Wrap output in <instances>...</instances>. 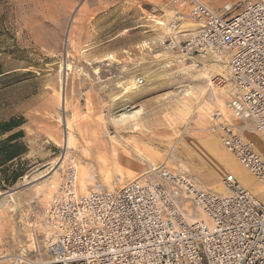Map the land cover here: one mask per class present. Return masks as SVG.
I'll list each match as a JSON object with an SVG mask.
<instances>
[{"label": "rangeland", "instance_id": "rangeland-1", "mask_svg": "<svg viewBox=\"0 0 264 264\" xmlns=\"http://www.w3.org/2000/svg\"><path fill=\"white\" fill-rule=\"evenodd\" d=\"M201 1L222 10L225 4L246 0ZM176 16L169 0H0V126L12 120L17 125L6 133L0 131V141L21 134L11 142L20 155L0 168V185H4L0 193H14L17 202L0 209V264H15L11 256L30 242L34 230L41 237L39 221L32 214L49 203V185L55 177L43 175L65 155L67 118L73 121L76 141L62 168L74 160L82 193L115 190L153 163L167 164L173 157L169 168L182 170L181 157L186 171L203 185L202 176L218 167L216 158L202 147L205 139H220L209 126L213 112L222 110L226 94L212 80L225 70L212 69L210 78H203L204 66L215 60L200 57V70H194L191 61H177L179 48L162 45L169 37L183 43L194 30L181 34L176 30L197 28L189 18L173 30L158 24V20L174 22ZM66 61L72 65L66 83L67 111L59 100ZM131 80L136 82L135 90H130ZM186 89L194 92L189 99ZM183 97L189 105L181 103ZM131 108L140 109L139 128L123 129L114 123V116ZM204 109L207 119L202 125ZM251 133L247 137L257 141L258 134ZM114 146L121 159L117 162ZM140 151L152 161L138 156ZM128 157L130 170L122 161ZM121 161L125 165L117 170L115 164ZM85 168L91 178L86 180L88 188L82 189ZM231 173H235L232 167L224 169L221 181ZM17 174L21 176L14 184L3 183ZM252 191L258 198L264 196L261 184Z\"/></svg>", "mask_w": 264, "mask_h": 264}, {"label": "built area", "instance_id": "built-area-1", "mask_svg": "<svg viewBox=\"0 0 264 264\" xmlns=\"http://www.w3.org/2000/svg\"><path fill=\"white\" fill-rule=\"evenodd\" d=\"M196 23L191 36L162 41L187 61L201 53L220 56L227 68L213 77L225 89L233 117L264 134V0L225 4L169 0ZM143 84L144 79L140 78ZM210 131L264 187V154L222 110ZM228 194L200 184L186 170L150 167L114 191L80 193L74 160L51 185L46 207L32 214L41 237L11 256L15 264H264V196L258 198L234 174L222 179ZM33 241V244L31 243Z\"/></svg>", "mask_w": 264, "mask_h": 264}, {"label": "bare ground", "instance_id": "bare-ground-1", "mask_svg": "<svg viewBox=\"0 0 264 264\" xmlns=\"http://www.w3.org/2000/svg\"><path fill=\"white\" fill-rule=\"evenodd\" d=\"M170 22V23H167L165 21H162V20H158V24L159 25H162V26H167L169 27L171 30L173 29H176L177 28V24ZM193 25V24H192ZM180 26V25H179ZM181 27V26H180ZM193 27V26H191ZM187 28V27H186ZM195 29H188V30H185V29H182V30H176L177 33H180L181 32H184V31H193ZM188 34H192V33H188ZM184 35H187V34H184ZM171 50H175V49H171ZM176 52V51H174ZM178 55L176 56L178 58V62H185V58L184 56L182 55V53L180 52V49H179V52H176ZM173 54V53H172ZM181 55V57H180ZM200 57L202 58H212L213 60H215L216 63H212V64H207L204 66V68H206L204 70V72L201 73V77L203 78H210V70H226L227 66L225 64V62L222 61L223 58H221L220 56H217V55H210V54H204V53H201L199 54L198 56H196L193 61L196 63L198 61H200ZM202 62V61H200ZM194 65V64H193ZM195 66V65H194ZM201 67V66H200ZM72 69V65L69 63V62H64L63 65H62V76H61V86H60V90H59V100H60V103H61V106L63 108V110L67 111L68 109V100H67V93H66V83H67V76L69 74V71ZM194 70H200V69H197V66H195L193 68ZM132 81V80H131ZM211 81L209 80V87L212 86V82L210 83ZM137 87H136V82H133L132 81V85H131V88L130 90H135ZM213 89H215L214 87H212ZM187 90V89H186ZM185 93V92H184ZM213 93V91H212ZM215 93V92H214ZM225 93V91H224ZM194 92L191 91V90H187L186 93L184 95H186L189 99V97H191V95H193ZM212 97V96H211ZM185 98V97H183ZM187 99V101H188ZM186 100L183 99L181 100V103L184 104H188L187 101H184ZM192 100V98H191ZM212 100V99H211ZM226 101V100H225ZM190 104V103H189ZM188 104V105H189ZM203 111V112H202ZM201 114H200V117H201V120H202V125H205L206 124V119H207V116H206V110H202ZM222 112L224 113V115L226 117H228V119L230 120V123L233 124L237 129H239V127L241 126H244V131L245 132H248V133H245L247 136H250L252 135L251 132H255L258 134V139H256L257 141H255L254 139L252 138H249V137H246L244 134V136L250 140H252L256 147L264 154V134L261 133L260 131L256 130L255 128H250L248 126V124H251L250 122L246 121V120H243V119H240V118H237V117H233L231 115V113L227 110V107H226V103H224V105H222ZM140 114V109L138 110H134V109H126L125 112L123 113H120L119 115L117 116H114L113 117V121L114 123H116L117 125H119L120 127H122L123 129H126L127 127H132V128H139V121H138V115ZM76 116V115H75ZM211 122V121H210ZM241 122V123H240ZM243 122V124H242ZM64 124V127H65V131H63V146L65 148V155L60 158L56 163L55 165L43 176H47L48 174H51L49 178H54V180H52L50 182V185H49V190H50V194H51V185L57 181H59V177H57L60 173V170L62 169V166L64 164V162L66 161V158H67V155H68V152L71 148L74 147L75 145V141H76V136L72 133L73 131V121L70 120V119H66L65 122L63 123ZM238 126V127H237ZM243 129V128H242ZM256 138V136H255ZM118 144V143H117ZM263 150H262V149ZM138 150V149H137ZM202 151L206 152V153H210L212 154L216 160H217V164H218V167L212 171L211 173L209 174H206V175H203L202 176V180L203 182L205 183V185L211 189H214L215 191L217 192H220V193H223V194H228L229 191L228 189L225 187L224 183L221 181V172L224 170V169H230L232 167V170L233 172L235 173H232L234 174L240 181L241 183L252 189L253 190V187L256 186V184H261L254 176H252L247 170L245 167H243V165L237 161L236 157L231 154L230 152H228L226 150V148L224 147V145L222 144L221 140L220 139H215V138H208V139H205L204 141V147H202ZM71 153V152H70ZM114 153V154H113ZM113 155L115 156L114 159H116L115 161H120L119 160V154H118V149L114 146L113 147ZM141 156L143 159H147L149 161H152L151 160V156H148V155H145L143 154L141 151L138 153V156ZM170 155V154H169ZM112 156V155H111ZM169 158V157H168ZM180 160V164H179V167L182 169V170H186L188 167H186L184 165V159L181 158V157H178ZM118 159V160H117ZM174 159V157H173ZM173 159H169L167 160V164L169 163H173ZM102 161V160H101ZM122 161H126V167L128 170H130L131 168V159L128 157L127 160L126 159H123ZM120 162L119 165H116V167H118L117 170H121L123 167L122 165H125L123 164V162ZM105 162V161H103ZM107 163V162H106ZM153 163V162H152ZM151 163V164H152ZM163 164H165L164 162H162ZM155 163H153V166L152 167H155L154 165ZM165 164L167 167L168 165ZM174 164V163H173ZM103 165H105L103 163ZM65 166V165H64ZM122 167V168H121ZM169 168V167H168ZM125 169V168H124ZM171 169V168H170ZM172 170V169H171ZM240 172H238V171ZM173 171H177V170H173ZM239 173L238 175H246V179H240L239 176L236 174ZM82 180H81V183H80V186L82 187V189H85L86 187L88 188V185H87V182L86 180L91 176V174L89 173V171L85 168V169H82ZM249 173V175H248ZM251 175V176H250ZM42 176V177H43ZM119 177H120V174H119ZM123 177V176H122ZM130 177V176H129ZM133 177V176H132ZM138 177V176H137ZM136 177V178H137ZM91 178V177H90ZM118 179V178H117ZM122 179V178H120ZM135 179V178H134ZM111 180V179H110ZM127 180V179H126ZM26 181V180H25ZM203 185V184H202ZM203 185V186H205ZM262 185V184H261ZM48 186V185H47ZM263 186V185H262ZM48 191V190H46ZM79 191H80V188H79ZM114 191V189L112 190ZM45 193V192H44ZM80 193H82V191H80ZM83 194H87V193H83ZM45 197V196H44ZM263 198V197H262ZM11 201H14L16 204V199L14 197V193H10V194H5V195H2L0 193V209H2L4 206H7L9 204V202ZM11 207V206H10ZM16 208V207H15ZM31 224V223H30ZM35 236H33V233L31 234V238L34 239ZM31 239V240H32ZM33 244V243H32Z\"/></svg>", "mask_w": 264, "mask_h": 264}, {"label": "trees", "instance_id": "trees-1", "mask_svg": "<svg viewBox=\"0 0 264 264\" xmlns=\"http://www.w3.org/2000/svg\"><path fill=\"white\" fill-rule=\"evenodd\" d=\"M13 121L14 120H12L11 122H7V123L1 125L0 126L1 130L0 131L2 133H6L8 131H11L14 126H17L16 124H13ZM20 135L21 134H19V133L13 134L9 138H7L6 140L0 141V149L2 150V152H0V155L3 154V156H0V168L3 167L9 161H12L14 158H16L17 156L20 155V153L18 154V152L16 151L17 144H11V142L17 140L20 137ZM5 147H8V148H5ZM10 148H14V149L10 150ZM19 176H21V175L17 174L16 176H13L10 179L9 178L4 179L3 183L6 184L7 186L12 185V184H14L16 182V180L19 178ZM3 188H4V185H0V189H3Z\"/></svg>", "mask_w": 264, "mask_h": 264}, {"label": "crops", "instance_id": "crops-1", "mask_svg": "<svg viewBox=\"0 0 264 264\" xmlns=\"http://www.w3.org/2000/svg\"><path fill=\"white\" fill-rule=\"evenodd\" d=\"M237 127H238V126H237ZM242 128H243V129H242ZM239 129L241 130V133L244 134V135L247 137V135L245 134L246 132L244 131V126L239 127ZM239 129H238V130H239ZM240 130H239V131H240ZM239 178H240L241 180H242V179H246V178H243L242 175H241V177L239 176ZM242 181H243V180H242ZM251 190H252V189H251Z\"/></svg>", "mask_w": 264, "mask_h": 264}, {"label": "water", "instance_id": "water-1", "mask_svg": "<svg viewBox=\"0 0 264 264\" xmlns=\"http://www.w3.org/2000/svg\"><path fill=\"white\" fill-rule=\"evenodd\" d=\"M16 191V190H15ZM15 191H13V192H15Z\"/></svg>", "mask_w": 264, "mask_h": 264}]
</instances>
